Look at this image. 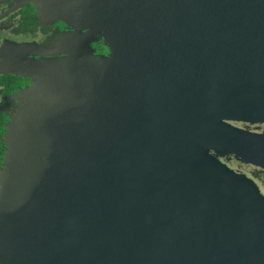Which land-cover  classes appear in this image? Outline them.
Here are the masks:
<instances>
[{
  "label": "water",
  "instance_id": "1",
  "mask_svg": "<svg viewBox=\"0 0 264 264\" xmlns=\"http://www.w3.org/2000/svg\"><path fill=\"white\" fill-rule=\"evenodd\" d=\"M59 19L76 40L22 65L4 136L0 264H264V194L221 159L264 168V131L232 123L264 122V0H59Z\"/></svg>",
  "mask_w": 264,
  "mask_h": 264
},
{
  "label": "flooded vegetation",
  "instance_id": "2",
  "mask_svg": "<svg viewBox=\"0 0 264 264\" xmlns=\"http://www.w3.org/2000/svg\"><path fill=\"white\" fill-rule=\"evenodd\" d=\"M73 30L59 19V0H0V167L7 148L4 136L19 103L17 93L33 81L29 71L22 65L26 61L63 55L59 50L66 49L63 48L65 43L76 38L65 40L62 35ZM97 41L102 43L101 38L89 41L94 51L93 43ZM232 123L251 131H264V122ZM221 159L253 179L264 194V168L230 155Z\"/></svg>",
  "mask_w": 264,
  "mask_h": 264
},
{
  "label": "trees",
  "instance_id": "3",
  "mask_svg": "<svg viewBox=\"0 0 264 264\" xmlns=\"http://www.w3.org/2000/svg\"><path fill=\"white\" fill-rule=\"evenodd\" d=\"M93 44L95 46L96 53H98V52H106L107 53L108 52L107 47L104 44L100 43L99 41H97V42H95ZM1 156H0V158H1Z\"/></svg>",
  "mask_w": 264,
  "mask_h": 264
},
{
  "label": "rangeland",
  "instance_id": "4",
  "mask_svg": "<svg viewBox=\"0 0 264 264\" xmlns=\"http://www.w3.org/2000/svg\"><path fill=\"white\" fill-rule=\"evenodd\" d=\"M85 30H86V29H81L79 32L82 33V32H85ZM62 37L64 38L65 36L62 35ZM70 37H71V36H70ZM71 38H72V37H71ZM71 38H70V39H71ZM63 48H67V44H66V43H65V46H64Z\"/></svg>",
  "mask_w": 264,
  "mask_h": 264
}]
</instances>
